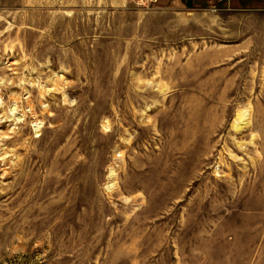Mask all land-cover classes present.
<instances>
[{
    "label": "rangeland",
    "instance_id": "obj_1",
    "mask_svg": "<svg viewBox=\"0 0 264 264\" xmlns=\"http://www.w3.org/2000/svg\"><path fill=\"white\" fill-rule=\"evenodd\" d=\"M0 264H264V0H0Z\"/></svg>",
    "mask_w": 264,
    "mask_h": 264
},
{
    "label": "built area",
    "instance_id": "obj_2",
    "mask_svg": "<svg viewBox=\"0 0 264 264\" xmlns=\"http://www.w3.org/2000/svg\"><path fill=\"white\" fill-rule=\"evenodd\" d=\"M150 2H153V1H155V0H149Z\"/></svg>",
    "mask_w": 264,
    "mask_h": 264
}]
</instances>
